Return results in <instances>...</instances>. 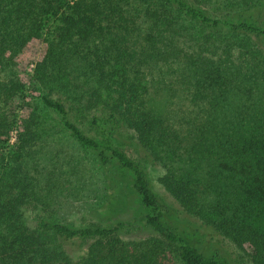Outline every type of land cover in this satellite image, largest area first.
Wrapping results in <instances>:
<instances>
[{"label":"trees","instance_id":"16d2710c","mask_svg":"<svg viewBox=\"0 0 264 264\" xmlns=\"http://www.w3.org/2000/svg\"><path fill=\"white\" fill-rule=\"evenodd\" d=\"M263 17L264 0H0V264H232L226 239L264 264ZM49 116L100 167L95 221L24 218ZM130 208L145 237H123Z\"/></svg>","mask_w":264,"mask_h":264},{"label":"rangeland","instance_id":"374dc122","mask_svg":"<svg viewBox=\"0 0 264 264\" xmlns=\"http://www.w3.org/2000/svg\"><path fill=\"white\" fill-rule=\"evenodd\" d=\"M75 0H72V2ZM264 22V17H263ZM50 27L44 28V35L48 36ZM42 43L28 46L16 59V69L26 78L30 70L34 68L33 61L40 57ZM31 62V63H29ZM32 94L36 95L37 92ZM27 111L22 112L25 115ZM76 115L83 122L84 130L93 134L87 124L86 114ZM85 117V118H84ZM45 120V116L43 117ZM45 126L51 125L49 134L37 139L30 149L29 159L35 160L36 170L41 178L38 190L41 203L24 206L23 213L27 224L35 228L39 218L57 222H72L84 224L95 221L96 216L104 202L106 189L100 167L95 162L89 150L81 148L73 138L62 131L54 117H46ZM16 131H13L11 142L15 140ZM131 131L122 132L120 147L132 157H136L129 140L133 138ZM134 140V139H133ZM30 160V161H31ZM148 172L154 190L164 199L172 201L169 194L158 182V177L164 173L159 164L148 165ZM127 212L125 218L129 219V225L122 233L124 238L138 239L145 237L143 231L138 228L139 224L134 220L132 209ZM124 217V216H123ZM222 245L228 252V258L232 264H251L250 260L243 255L229 240H221ZM85 247L72 252V258L79 260Z\"/></svg>","mask_w":264,"mask_h":264},{"label":"built area","instance_id":"2783aa9c","mask_svg":"<svg viewBox=\"0 0 264 264\" xmlns=\"http://www.w3.org/2000/svg\"><path fill=\"white\" fill-rule=\"evenodd\" d=\"M71 2H72V0H71Z\"/></svg>","mask_w":264,"mask_h":264}]
</instances>
